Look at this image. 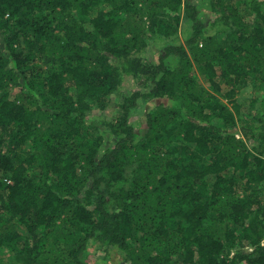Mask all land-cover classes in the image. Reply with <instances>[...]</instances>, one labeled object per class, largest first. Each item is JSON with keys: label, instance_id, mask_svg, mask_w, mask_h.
<instances>
[{"label": "trees", "instance_id": "16d2710c", "mask_svg": "<svg viewBox=\"0 0 264 264\" xmlns=\"http://www.w3.org/2000/svg\"><path fill=\"white\" fill-rule=\"evenodd\" d=\"M208 8L0 0V264H264V0Z\"/></svg>", "mask_w": 264, "mask_h": 264}, {"label": "rangeland", "instance_id": "374dc122", "mask_svg": "<svg viewBox=\"0 0 264 264\" xmlns=\"http://www.w3.org/2000/svg\"><path fill=\"white\" fill-rule=\"evenodd\" d=\"M190 3L196 5L198 7V12H199V17L200 19L205 23L207 22V19L209 17V8H208V0H188ZM181 31H179L178 33V40L180 42L184 41L185 36L187 35V31L183 29L184 27V23L182 22L181 26ZM154 47L151 46L150 50L146 53V57L149 61L151 62H155L157 59V52L154 51L153 49ZM197 75H200V72L197 71ZM249 84V86H247L246 88H244L236 97L239 99V103L240 105H242L244 110H249L248 109V104L252 101V99H258V96L261 94H264L263 90H259L256 91V93L253 96V90H252V85ZM137 88L134 84L133 80H126L122 87L119 94L121 95H127L130 92L135 91ZM236 98V99H237ZM153 103L152 102H148V105H151ZM148 105L145 102H141L139 104V106L134 110V112L132 113L131 116V122L134 124L135 128H137L138 130H141L144 126V113L148 110ZM94 116L97 114L96 112H93ZM90 253L92 254L90 256V260L93 261V259L98 256L99 254H101L102 249H94V247L90 248ZM110 256H113V254H110ZM110 258L109 260H107L106 264H109Z\"/></svg>", "mask_w": 264, "mask_h": 264}]
</instances>
